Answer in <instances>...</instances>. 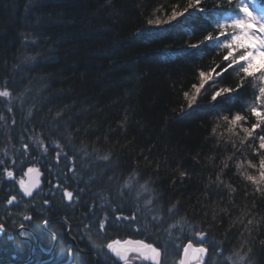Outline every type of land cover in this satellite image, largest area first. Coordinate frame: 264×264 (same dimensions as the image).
<instances>
[{
  "label": "snow or ice",
  "instance_id": "6c2138e0",
  "mask_svg": "<svg viewBox=\"0 0 264 264\" xmlns=\"http://www.w3.org/2000/svg\"><path fill=\"white\" fill-rule=\"evenodd\" d=\"M156 12L160 15L148 18L142 33L156 32L167 25L180 35L198 38L181 50L186 57H221L220 63L213 60L207 70L198 69L197 82L190 91L183 92L187 109L204 107L218 113L209 134L216 139L213 148L228 145L218 164L213 163L215 156L206 159L212 171L206 177L202 199H211V194L218 197L215 202L224 203L227 198L220 216L214 210L209 215L198 197L203 219L196 220L179 200L165 201L162 190L155 187L158 177L146 175L139 166L119 172V165L110 160V152L100 154L95 148L92 152L87 148L75 151L71 134L59 133L54 127L61 122L60 111L51 121L33 123L30 108L25 119L33 125L32 130L23 124L17 130L13 127L18 124L11 106L13 93L5 88L0 90V98H4L10 115L6 117L0 111V236L13 237L17 230L27 236L32 229L43 226L53 240L59 237L62 242L63 232L49 229L50 213L63 207L72 210L74 219L79 208L87 207L73 229L83 235L72 239L86 238L90 251L96 254V264H255L254 247L264 229V215L257 210L258 202H264V0H176L170 4L165 0ZM226 76L235 79L233 86H221ZM206 85L213 91L208 104L201 105L198 99L207 95L202 92ZM15 99L20 101L22 111V97ZM225 103H240V109L224 108ZM221 124L223 131L218 133ZM37 127L42 131L36 133ZM120 128L126 130L123 124ZM13 131L17 132L15 141ZM98 160L108 163L98 169ZM41 164L47 172L43 181L45 173L37 166ZM226 171H231L240 185L223 179ZM179 177L181 182L190 178L186 170H181ZM238 193L242 202L250 203H237ZM229 209L238 214L233 216ZM223 217L229 221L225 239L238 229V245L229 247L230 241H217L213 236ZM62 219L67 225L69 217ZM121 231L151 242L145 238H117ZM258 246L264 249V239L258 241ZM71 247L60 249L65 258H70L72 264H90L82 258L87 253L79 248L70 251Z\"/></svg>",
  "mask_w": 264,
  "mask_h": 264
},
{
  "label": "trees",
  "instance_id": "16d2710c",
  "mask_svg": "<svg viewBox=\"0 0 264 264\" xmlns=\"http://www.w3.org/2000/svg\"><path fill=\"white\" fill-rule=\"evenodd\" d=\"M164 2L0 0V90L7 88L13 93L11 106L18 121L13 127L17 130L21 124L32 130L33 125L25 119L30 108L33 123L51 121L60 111L63 113L61 122L54 127L59 133L71 134L75 151L87 148L92 152L95 148L100 154L110 152V160L119 165L116 169L119 172L139 166L146 175L158 177L155 187L162 190L165 201L168 198L179 200L190 217L195 214L196 220H202L197 198L205 195L206 177L212 171L206 159L215 156L213 163L218 164L228 145L222 143L219 148H213L216 139L209 134L217 123L214 116L218 113L204 107L194 111L187 109L183 92L190 91L191 85L197 82L198 69L207 70L213 60L220 63L221 57L219 54L205 55L202 59L186 57L181 50L198 38L180 35L167 25L156 32L142 33L147 19L160 15L156 8ZM175 2L167 0L169 4ZM30 57L35 60L28 59ZM234 84V78H222L221 86ZM212 91L213 88L206 85L202 92L207 95H202L198 103L207 105ZM16 97L24 101L22 111ZM3 99L0 98V111L7 117L10 114ZM222 107L238 110L240 103H225ZM121 124L126 130H121ZM35 131L39 133L42 129L37 127ZM217 131H223L222 124ZM16 136L17 132L13 131L14 141ZM56 138L54 132L53 139ZM224 139L227 140V135ZM19 146L17 143L16 147ZM107 163L98 160L95 166L103 169ZM37 166L46 177L44 166ZM181 170H186L190 176L183 182L179 177ZM223 179L234 185L241 183L231 171H226ZM209 195L211 199H202V203L209 215L214 210L220 216L227 198L224 203H217L218 197ZM236 200L250 203L242 202L239 193ZM257 210L264 215V202H258ZM87 211V207L79 208L73 219L71 209L58 207L50 217H69L67 225L65 221L53 223L61 228L64 238L68 224L73 236H82V232L73 229L81 213ZM229 211L233 216L238 214L233 209ZM32 214L38 219L36 213ZM222 219L223 223L213 233L217 241L225 239L229 227L228 218ZM13 237L9 240L0 236V264L18 263L28 256L24 254L29 250V242L18 238L16 232ZM117 238H145L151 242L149 238L125 231ZM260 239H264V229L254 247L255 264H264V249L258 246ZM228 241L231 242L229 247L239 244L238 229L232 230L225 239L226 243ZM20 245L26 249L15 250ZM58 245L62 247L65 243ZM55 252L58 253L57 249Z\"/></svg>",
  "mask_w": 264,
  "mask_h": 264
},
{
  "label": "bare ground",
  "instance_id": "6f19581e",
  "mask_svg": "<svg viewBox=\"0 0 264 264\" xmlns=\"http://www.w3.org/2000/svg\"><path fill=\"white\" fill-rule=\"evenodd\" d=\"M44 173V172H43ZM44 178H45V176H44ZM27 199V198H26ZM60 218V219H59ZM49 219H50V221H51V223H50V225H49V229L50 228H58V229H60L61 230V228L59 227V226H57V225H55L56 224V222H62V221H64V220H61L62 218L61 217H50L49 216ZM53 223H55V224H53ZM67 229H69V228H67ZM40 231H44V228H43V226H41L40 228H36V229H32L31 231H30V233H38V236L40 237ZM21 236V237H23V235H21L20 233H19V231L17 230V232H16V236L19 238V235ZM72 236H73V234L71 233V229H70V234H67V230H66V235H65V238H63V241L61 242L60 240H59V237H57V239L56 240H53V239H51L50 240V242L47 244L48 245V247L49 248H53L54 246H55V244H56V247H55V249H57V252L58 253H62L61 251H60V249L61 248H65L66 246H68V245H71L72 247H71V249H70V251H75L77 248H78V246L79 247H81L82 248V250H83V252L84 253H87V252H90L91 253V256H93V255H96L95 254V252H92V251H90V249H89V247L87 246V241H86V238H85V240H73L72 239ZM25 237V236H24ZM67 237V238H66ZM8 239L9 240H12L13 238L12 237H8ZM27 240H30L29 238H26ZM44 241V240H43ZM42 240H40V241H38V239L35 241V245H38V252H39V254H41V253H43L44 255H46V256H48V254L45 252V250H43V249H45V247L47 246L46 245V243L45 242H43ZM17 243L18 242H20V240H18V241H16ZM57 242V243H56ZM65 243V246H62V247H59V245L58 244H61V243ZM29 243H30V241H29ZM4 246H6V247H8V244H5ZM59 247V248H58ZM23 248H25L26 249V246H24V245H20V246H18L17 247V249H15V250H20V249H23ZM27 248H28V246H27ZM80 249V248H79ZM30 251H31V253H30ZM210 251H211V249H210ZM22 253V252H21ZM21 253H18V254H20L19 256H24V255H30V257H33V249L29 246V250L27 251V253H25L24 255H21ZM89 254L87 253V257L86 256H83V257H85V258H88L89 256H88ZM35 256H36V254H35ZM28 257H25L24 258V260H19V262L21 263V264H23L24 262H26L28 259H27ZM89 259V258H88ZM67 260H69V258H65V261H67ZM87 260V259H86ZM65 261H63V262H65ZM3 264H18V263H11V262H4ZM28 264H36V263H34V262H29ZM72 264V263H71Z\"/></svg>",
  "mask_w": 264,
  "mask_h": 264
},
{
  "label": "flooded vegetation",
  "instance_id": "af4514ba",
  "mask_svg": "<svg viewBox=\"0 0 264 264\" xmlns=\"http://www.w3.org/2000/svg\"><path fill=\"white\" fill-rule=\"evenodd\" d=\"M40 234H41L40 237L38 236V233H35V234L34 233H29L25 237L24 236L23 237L19 236V238L21 240H24L26 242L30 241V243H29L30 247L33 249V257H32L33 259H32L31 262H34L36 264H60L61 261H65L64 255L60 256V254L56 253L55 250L53 251V253L51 255H48V256L44 255L43 253L39 254V252L37 251L39 247H38V245H35V241L38 239V241H40V240L43 241L44 240L43 242H45L47 240V241L50 242V240L52 239L50 237V235L48 234V231L45 230V229H44V231H40ZM26 238H29L30 240H27ZM43 250H45V252L48 253V252L51 251V248H49L48 245H47L45 247V249H43ZM30 253H31V251H30ZM35 254H36V256H35ZM88 256L90 258L88 257L89 259H87V260L90 261V264H96V262H97L96 255L91 256V254H89ZM27 257L29 258L30 255L27 256ZM18 263H20V262L18 261ZM121 264H122V262H121Z\"/></svg>",
  "mask_w": 264,
  "mask_h": 264
},
{
  "label": "water",
  "instance_id": "95a60500",
  "mask_svg": "<svg viewBox=\"0 0 264 264\" xmlns=\"http://www.w3.org/2000/svg\"><path fill=\"white\" fill-rule=\"evenodd\" d=\"M42 171V170H41ZM43 172V171H42ZM43 179H44V176H42V181H43ZM60 219V218H59ZM61 220H63V219H61ZM70 229H71V227L69 226V229H68V231H67V234H70ZM57 243V242H56ZM55 247H56V244H55V246L51 249V251H50V253H48V255H51L52 253H53V251L55 250ZM78 248H79V246H78ZM88 254H91L90 252H87ZM31 260H32V257H30L26 262H24L23 264H28L29 262H31ZM72 262H71V260H70V258H69V260H67V261H65V262H63V264H71ZM61 264V263H60Z\"/></svg>",
  "mask_w": 264,
  "mask_h": 264
},
{
  "label": "rangeland",
  "instance_id": "374dc122",
  "mask_svg": "<svg viewBox=\"0 0 264 264\" xmlns=\"http://www.w3.org/2000/svg\"><path fill=\"white\" fill-rule=\"evenodd\" d=\"M44 180V179H43ZM81 250H82V248L81 247H79Z\"/></svg>",
  "mask_w": 264,
  "mask_h": 264
}]
</instances>
